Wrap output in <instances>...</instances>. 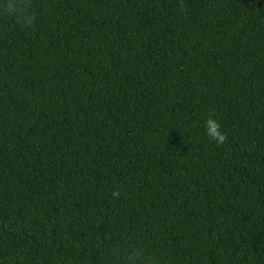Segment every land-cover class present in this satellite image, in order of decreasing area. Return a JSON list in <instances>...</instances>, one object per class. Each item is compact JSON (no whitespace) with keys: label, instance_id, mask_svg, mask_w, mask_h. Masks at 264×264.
I'll return each instance as SVG.
<instances>
[{"label":"trees","instance_id":"obj_1","mask_svg":"<svg viewBox=\"0 0 264 264\" xmlns=\"http://www.w3.org/2000/svg\"><path fill=\"white\" fill-rule=\"evenodd\" d=\"M180 3L0 18V264H264V0Z\"/></svg>","mask_w":264,"mask_h":264},{"label":"clouds","instance_id":"obj_2","mask_svg":"<svg viewBox=\"0 0 264 264\" xmlns=\"http://www.w3.org/2000/svg\"><path fill=\"white\" fill-rule=\"evenodd\" d=\"M180 8H184L183 0ZM0 18L12 19L21 28L30 29L35 27L38 14L33 7V0H0ZM205 133L217 146H223L227 142V133L212 115L205 122ZM111 195L119 199L120 189H115ZM105 251L110 264H165L166 259L162 253L150 251L142 240L132 237L123 242L111 243ZM168 264H171L170 259Z\"/></svg>","mask_w":264,"mask_h":264}]
</instances>
